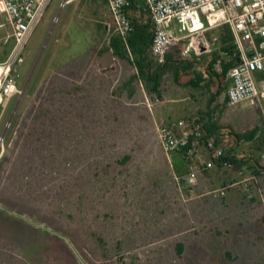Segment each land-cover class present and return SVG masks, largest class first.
<instances>
[{"label": "rangeland", "instance_id": "1", "mask_svg": "<svg viewBox=\"0 0 264 264\" xmlns=\"http://www.w3.org/2000/svg\"><path fill=\"white\" fill-rule=\"evenodd\" d=\"M112 34L103 0H52L24 48V97L12 100L0 123V264H264V171L250 163L213 167L192 185L184 157L167 156L156 130L174 124V108L195 107L199 117L209 111L226 62L220 36H206L210 47L199 63L196 52L184 55L175 44L157 95L143 80L125 86L133 66L115 59L99 67L96 57ZM190 58L207 85H185ZM211 112L222 117L221 131L257 127L235 151L264 163V111L245 102L215 103ZM234 147L225 138L217 144ZM195 154L209 161L205 144ZM243 180L251 192L261 190L257 201Z\"/></svg>", "mask_w": 264, "mask_h": 264}, {"label": "built area", "instance_id": "2", "mask_svg": "<svg viewBox=\"0 0 264 264\" xmlns=\"http://www.w3.org/2000/svg\"><path fill=\"white\" fill-rule=\"evenodd\" d=\"M52 0H0V17L8 25L13 47L6 61L0 63V123L12 102L23 100L24 90L18 87V68L24 64L22 57L27 42L44 17ZM116 33L124 41L133 31V21L128 17L129 0H105ZM150 15L152 43L150 55L162 65L167 61L170 49L184 40V55L192 51L198 53L200 46L210 47L205 37L207 32H217L228 26L233 37V53L229 61L234 66L226 76L225 91L228 107H236L249 102L251 106L264 111V0H144ZM11 119L4 125V131L11 127ZM157 135L167 156L190 146L188 160L190 173L187 182L195 185L197 173L215 167L209 160L203 164L196 158L197 147L205 144L211 158L221 159L223 150L217 148L216 138L203 139L201 125L180 121L170 125H157ZM4 136L0 137V156ZM225 168H233L231 163L222 162ZM242 173V172H241ZM185 180V178L183 177ZM251 179L256 178L252 177ZM247 193L251 192L247 180L241 181ZM217 197V191L212 192ZM262 196L261 190L256 191Z\"/></svg>", "mask_w": 264, "mask_h": 264}, {"label": "trees", "instance_id": "3", "mask_svg": "<svg viewBox=\"0 0 264 264\" xmlns=\"http://www.w3.org/2000/svg\"><path fill=\"white\" fill-rule=\"evenodd\" d=\"M130 1V6L127 10L128 17L133 21V31L131 34L126 38V41L119 35V34H112L109 38V46L104 48L103 50H100L98 52L97 56L102 55L103 53L107 51H112L114 54V57L117 61L122 62L123 64L133 66L136 70V75L132 76L128 82L125 84V86L130 85L134 81L138 80H143L146 82V85L149 89V91L153 94L159 95V87H160V75L162 74V71L164 68L168 65V57L167 61L165 64L159 65L157 62L152 58L150 55V47L152 43V26H151V21L148 19L147 21H143L145 19V16H148V11L144 9V1L143 0H129ZM150 21V22H149ZM220 38V48L223 53H225V56H227L226 62L222 65V75L218 76L217 75V81L222 77L227 76L228 71L234 66L235 61H229L228 57L229 55H232L233 53V37L231 35L230 29L228 26H224L222 28V31L219 34ZM97 58V57H96ZM153 59V60H152ZM97 61V59H96ZM212 64H215V60H212ZM99 65V64H98ZM189 68L191 65H188ZM100 68H102L99 65ZM177 74L176 79L178 82V76ZM196 79H191L188 83L185 85L192 86L195 88H200L199 84L197 83L198 81H204L206 85L208 84L209 80L203 79L197 75H195ZM264 77V76H262ZM226 80L224 81V83ZM224 90L226 83L223 84ZM215 96V95H214ZM213 96V97H214ZM212 104V103H211ZM211 111V110H210ZM203 130V139L207 140L211 137L216 138V146L221 140V134L220 132L218 133V129L215 128V123L211 124L210 126H204L202 128ZM258 128H254L250 132H244L243 134H238L236 135L237 138V145H240L244 142L252 141L257 132ZM236 146L233 148L232 151L229 150H223V156L221 159L217 160L214 158H211L214 162V165L218 169H225V167L222 165V162H227L231 163L233 167H238L239 169H243L246 163H250L252 168L256 172H263L264 171V163H260V161L256 160L255 158L252 157H244L240 156L236 153L235 151ZM190 149V146H187L183 148L179 152L172 153V157H176V160L179 162H183V157H184V162L187 165L190 164L188 160V150ZM229 169V168H226ZM181 171L179 170L178 173ZM181 182H184V179L182 176H180ZM226 189V187H224ZM250 199L252 201H257V195L256 191L255 193H247ZM184 251V245L179 243L177 244V253L178 256H181Z\"/></svg>", "mask_w": 264, "mask_h": 264}, {"label": "crops", "instance_id": "4", "mask_svg": "<svg viewBox=\"0 0 264 264\" xmlns=\"http://www.w3.org/2000/svg\"><path fill=\"white\" fill-rule=\"evenodd\" d=\"M104 1V3L106 4V1L105 0H103ZM144 1V0H143ZM107 5V4H106ZM144 9H146V5H145V1H144ZM147 18L150 20V15H149V13H148V16H147ZM143 21H147L146 19H144ZM150 22V21H149ZM223 28V27H222ZM222 28H220L217 32H207L206 34H205V37L206 36H208V34H210V35H219L220 34V32L222 31ZM8 29H9V27H8V25H6V24H4V21H3V19H2V17H0V63H2V62H4V61H6V59L9 57V54H10V52H11V42H10V35H9V32H8ZM207 39V38H206ZM189 42V40H184V41H182L181 43H179V44H177L176 46H179V47H182V50H183V46H185L186 45V43H188ZM13 46V45H12ZM175 46V45H174ZM173 46V47H174ZM171 48L170 49V51L171 50H173L174 48ZM170 51H169V53H170ZM194 52V51H193ZM205 52H208L207 50H200L198 53H195L194 55L195 56H193V58H195L196 60H195V62L196 63H199V61H201L200 60V57L205 53ZM223 55H224V57L225 58H227V56H225V53H223ZM168 57H169V54H168ZM197 57V58H196ZM192 58V57H191ZM189 59L188 61H190V62H186V64L187 65H183V68L184 67H187V68H189V64L191 65V70H192V73H193V75L191 76V78H190V80L191 79H195V80H197L196 79V77H195V71H197V68H196V66L194 67L193 65H192V63L191 62H194L193 61V59ZM181 80H183V78H181ZM189 80V81H190ZM187 83V82H186ZM185 83V84H186ZM198 84H199V81L197 82ZM226 83V86H225V90H224V92L223 93H225V91H226V87H227V81L225 82ZM224 83V84H225ZM201 84V83H200ZM220 84H221V82H219V86H220ZM222 85V84H221ZM222 93L221 92H216V94H215V96L217 97V99L218 98H220V95H221ZM184 99V101H188V98H183ZM213 107V106H212ZM175 110H177V114L175 113V115L176 116H174L173 118H175L176 120H175V122H174V124H177L178 122H180V121H186V122H189V121H191V122H196L197 121V124H199V125H201V127L203 128L204 126L206 127V126H210L211 127V124L212 123H215V126H217L216 124H218V122H220V119H222V117L220 116V117H218V116H216L215 115V117H213L212 116V109H211V107H210V109H209V111L205 114V116L203 115V116H201V117H199L198 115H195V107H192V108H190L189 107V105H187V106H185V107H179V108H174ZM197 110V109H196ZM211 110V111H210ZM179 113H181V114H185V116L186 117H182V118H180V119H177V116L179 115ZM192 117V118H191ZM173 124V125H174ZM220 130V128L218 129V131ZM222 139V138H221ZM209 160H210V157H209ZM214 168H216V167H214ZM197 182V181H196ZM257 195V194H256Z\"/></svg>", "mask_w": 264, "mask_h": 264}, {"label": "flooded vegetation", "instance_id": "5", "mask_svg": "<svg viewBox=\"0 0 264 264\" xmlns=\"http://www.w3.org/2000/svg\"><path fill=\"white\" fill-rule=\"evenodd\" d=\"M225 96H226V94L222 93L220 95V98H218V99H217L216 96L212 97L211 109H212L213 104H215V103H216V105L222 104V105H226L227 106ZM221 130L222 129H220L218 131V133L220 132V134H221L220 136L222 138H225L227 141L233 142L235 146H239V145H237L238 144L237 138H236L237 133H234L233 131H230V130H227V131H221Z\"/></svg>", "mask_w": 264, "mask_h": 264}, {"label": "water", "instance_id": "6", "mask_svg": "<svg viewBox=\"0 0 264 264\" xmlns=\"http://www.w3.org/2000/svg\"><path fill=\"white\" fill-rule=\"evenodd\" d=\"M200 50L201 51L205 50V48L200 46ZM96 59H97V63L104 69L109 68L110 66H112L114 64V61H115L114 54H113V52L111 50L103 53L100 56H97ZM222 85L220 84V86L218 87V90H217L218 93L220 92V89H221ZM257 197H258V194H257Z\"/></svg>", "mask_w": 264, "mask_h": 264}]
</instances>
